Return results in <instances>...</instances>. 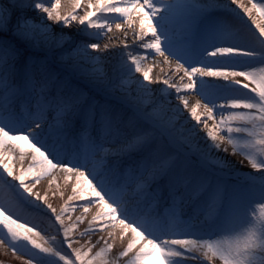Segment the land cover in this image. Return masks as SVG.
<instances>
[{
    "label": "snow or ice",
    "instance_id": "1",
    "mask_svg": "<svg viewBox=\"0 0 264 264\" xmlns=\"http://www.w3.org/2000/svg\"><path fill=\"white\" fill-rule=\"evenodd\" d=\"M46 177L58 209L33 191ZM0 249L264 264V0H0Z\"/></svg>",
    "mask_w": 264,
    "mask_h": 264
},
{
    "label": "bare ground",
    "instance_id": "2",
    "mask_svg": "<svg viewBox=\"0 0 264 264\" xmlns=\"http://www.w3.org/2000/svg\"><path fill=\"white\" fill-rule=\"evenodd\" d=\"M64 2H65V0H61V3L62 4ZM224 2H226V0H221V3H224ZM242 2L245 3V4H247V0H242ZM233 7H235V6H233ZM116 35H119L121 38H123V33L117 34L115 32V29H113V31L107 33L104 36V38H102L99 41V43L101 45L104 44V43H109L110 45H112V44L119 45V43H120L119 40H116V39L109 40V37H115ZM127 42L129 44H131L133 42L131 36L128 37ZM157 59H160V58H157V57L153 56L151 61H148V60H145L144 61V63H146V64L147 63H153V68L150 71V76L152 77L153 80H155L158 75H162L163 72L166 71V69L164 68V66H163L162 63L161 64H156V60ZM167 74L169 76H172L173 75L170 70H167ZM173 82H175V81H173ZM190 93L195 94L194 92H184L183 93V95L185 96V98L187 99V101L189 103V106H191L192 103H195L194 101L191 100L190 96H188V94H190ZM196 97H197V99H199V97L197 95H196ZM175 102H177L176 101V98L173 97V103H175ZM202 106H203V101H201L200 106H198V108H197V113L198 114L202 110ZM232 159L236 163L237 168H239L241 171H243V172H249V171H251V169L247 166V162L246 161H244L243 163H240V158L239 157H232ZM16 163H17V166H20V162L19 161H17ZM26 163H27V161L24 162V165H26ZM48 179H50V178L49 177H46V178H42L41 180H39L35 184V186L33 187V191L39 192L41 195H46L47 201L49 203H51L53 207H56L58 209L59 206H60V204L62 203V201H61V199L59 197L53 195V192L55 190V185H51L50 186L48 184ZM57 183H60L61 190H64V186H63L62 181L58 179L57 180ZM47 188H49V190H47ZM45 190H47V192ZM65 199H66V196H65ZM77 212H78V210H76V211H74L72 213V217L73 218H74V216L76 215ZM88 215L90 216L91 213H89ZM86 219H87V217H86ZM45 221H47V220L45 218H43V217L38 218V222H40L41 225L45 224ZM66 223H67V221H66ZM84 226H85L84 224H80V225H78V229L83 228ZM52 230H54V229H52ZM106 235H107L106 232L101 233V232L97 231V232L90 233L89 235L81 236V237H76L75 235H73V239L76 240V241H78V242L82 241V243H84L85 240H88L89 242H93L94 243L97 236H106ZM74 247H75V244H74Z\"/></svg>",
    "mask_w": 264,
    "mask_h": 264
},
{
    "label": "rangeland",
    "instance_id": "3",
    "mask_svg": "<svg viewBox=\"0 0 264 264\" xmlns=\"http://www.w3.org/2000/svg\"><path fill=\"white\" fill-rule=\"evenodd\" d=\"M188 96H190L191 100L194 102L198 100L195 94L190 93L188 94ZM47 190H49V188H47ZM78 244H83V243L82 241H80L78 242ZM75 246H78V245L75 244ZM0 262H2V264H20V261L12 257L10 254L5 253L3 249H0Z\"/></svg>",
    "mask_w": 264,
    "mask_h": 264
}]
</instances>
